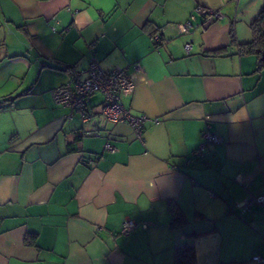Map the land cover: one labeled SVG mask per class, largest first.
Returning <instances> with one entry per match:
<instances>
[{"label":"crops","instance_id":"0c3cea01","mask_svg":"<svg viewBox=\"0 0 264 264\" xmlns=\"http://www.w3.org/2000/svg\"><path fill=\"white\" fill-rule=\"evenodd\" d=\"M199 7L225 17L204 24ZM263 8L0 0V264H174L184 244L197 264H259L264 206L245 202L264 194V68L241 51ZM192 14L193 31L179 33ZM91 48L106 70L128 68L125 107L159 118L142 139L101 117V93L87 121L54 100L71 74L63 66H86ZM206 130L221 140L200 149ZM170 202L186 225H172ZM125 217L137 224L130 233Z\"/></svg>","mask_w":264,"mask_h":264},{"label":"built area","instance_id":"2783aa9c","mask_svg":"<svg viewBox=\"0 0 264 264\" xmlns=\"http://www.w3.org/2000/svg\"><path fill=\"white\" fill-rule=\"evenodd\" d=\"M197 12L203 17L204 24L210 23L211 20L225 17V14L220 10L216 11L199 7ZM196 19L197 14H192L187 22L179 23L177 26L179 33L192 32L195 28L194 21ZM53 30H55V27H53ZM160 38L159 33H155L152 36L155 44L160 41ZM192 47V41L186 42L185 49L188 53H190ZM135 68L140 70L141 66L136 64ZM69 71L71 74L67 82L54 88L52 93L57 103L71 110L70 115L77 112L83 121L91 119L90 100L95 94L101 93L104 96L101 117L113 122H126L130 124L140 139L143 138V131L148 122L159 121L158 117H150L145 113L135 114L131 109L125 107L123 96L133 93L135 89V83L127 67L115 65L110 70H106L101 65L96 53L91 50L86 66L72 67ZM203 136L205 142L200 145V149H204L208 143H217L221 140L219 135L210 130H206ZM105 148L109 151L116 149L110 141L105 143ZM252 200H256L260 205L264 206V194L251 196L245 204L249 205ZM136 225L134 219L125 217L120 226L121 231L123 233H130L135 229ZM253 260L259 264H264V259L260 255L254 256Z\"/></svg>","mask_w":264,"mask_h":264},{"label":"trees","instance_id":"16d2710c","mask_svg":"<svg viewBox=\"0 0 264 264\" xmlns=\"http://www.w3.org/2000/svg\"><path fill=\"white\" fill-rule=\"evenodd\" d=\"M53 27H55L56 30V26L53 25L52 29ZM251 29L253 33V38L250 42L242 46V50L243 52L256 55L259 59L260 67L264 68V8L261 10L259 16L252 23ZM159 42H161V38ZM91 50L95 52V50H93L92 48ZM72 67L73 66L65 65L63 66V69L69 70ZM170 209L173 213L172 225L174 227H182L186 225L187 218L185 217L180 207L176 203L170 202ZM174 264H197V255L194 245L184 244L177 246L175 248Z\"/></svg>","mask_w":264,"mask_h":264},{"label":"rangeland","instance_id":"374dc122","mask_svg":"<svg viewBox=\"0 0 264 264\" xmlns=\"http://www.w3.org/2000/svg\"><path fill=\"white\" fill-rule=\"evenodd\" d=\"M55 24V23H54ZM53 26V25H52Z\"/></svg>","mask_w":264,"mask_h":264}]
</instances>
